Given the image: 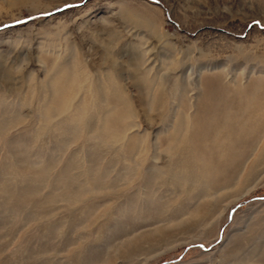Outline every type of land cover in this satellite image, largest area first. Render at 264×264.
I'll list each match as a JSON object with an SVG mask.
<instances>
[{
    "label": "rangeland",
    "instance_id": "1",
    "mask_svg": "<svg viewBox=\"0 0 264 264\" xmlns=\"http://www.w3.org/2000/svg\"><path fill=\"white\" fill-rule=\"evenodd\" d=\"M20 20L0 29V186L19 190L30 178L44 196L60 188L57 174L65 167L68 183L88 190L95 184L81 173L90 164L116 187L87 192L79 202L58 201L50 219L38 218L36 206L19 211L0 192V264H264V161L249 171L264 141L210 197L199 198V183L182 191L147 176L155 154L159 163L167 158L155 149L154 135L168 128L169 111L182 98L187 113L195 110L205 75L223 72L221 83L230 90L237 78L243 87L264 77V0H0V27ZM58 65L68 71L66 108L43 128L37 104L49 98L44 84ZM109 77L120 78L131 102L119 107L130 126L113 129L124 132L117 146L99 145L90 128L98 118L94 90L101 80L99 86H109ZM78 103L81 113L73 118ZM68 116L74 120L58 123ZM129 134L141 135L132 167L113 149ZM145 145L148 159L138 163ZM44 163L49 170L38 178L31 166ZM159 200L165 203L160 214L153 208ZM208 204L214 210L205 227L177 225ZM48 221L57 230L45 238L39 227ZM156 226L165 228L163 236L138 243L137 236Z\"/></svg>",
    "mask_w": 264,
    "mask_h": 264
},
{
    "label": "bare ground",
    "instance_id": "2",
    "mask_svg": "<svg viewBox=\"0 0 264 264\" xmlns=\"http://www.w3.org/2000/svg\"><path fill=\"white\" fill-rule=\"evenodd\" d=\"M64 67V65H58V68L56 70L57 72L50 81L49 85L46 83L44 84L46 87L45 92H47L45 94H49V98L47 100H41V102L39 101L37 104L38 120L40 122V125L42 124L43 128H45V126L47 127L48 124L53 121V118L64 111L66 108L67 100L65 95H67V82L65 81H67L66 78L68 71ZM111 70L110 72L112 73ZM111 76H113V74ZM223 76V72H218L205 75V77L201 79V91L198 94L196 101L194 102L195 106L193 105V107H195V110L192 113L186 112L189 108L187 103L188 101L183 98V100L181 99L179 101V108L177 107V110H175L176 108L172 112L167 110L170 112V118H168V121L165 120L168 123V128H165L164 126V133L155 134L153 140L155 149H160V152L164 153L167 158L165 159V161L163 160L164 162L162 161L163 163H159L158 159H162L161 154H155L154 157H152L153 161L149 164V168L147 169V176L149 180H151V182H158L160 184L164 182L175 184L177 186H180L182 191L188 189H185L183 187L187 185L190 186L189 183H199L204 187L203 193L199 196V198L206 196V194L210 197L212 196V189H223L227 186V184L232 182V175L236 173L233 171L234 169H236L237 165L241 164L240 168H242L247 158H249L253 153L257 151V145L263 143L264 77H257L252 80H248L249 82L246 83L247 85L243 87L240 86L241 84H238L239 79L237 78V82L235 83V90H230L227 89L225 85H222L221 82ZM119 79L115 77H109V86H99V84H101V80L94 90V95H96L95 97H98L96 100V110L98 111V118L95 119L94 117V120L92 117L93 121L90 120L92 122L88 123L91 124L90 128L92 127V129H95V132L92 134V136L93 138L98 139L99 145L101 144L100 142L105 141L111 143L121 141V135L124 132L118 133L117 131H113V129L116 127L115 130H120L121 128L126 127L127 131L128 126H130L126 125L124 120L122 119L123 114L127 110L119 109V107H122L123 103H131L129 98L130 95H128L125 86L121 84V81ZM142 79L146 80L144 78ZM157 101L159 100L157 99ZM80 103L76 105L75 112L71 115L73 118H79L78 115H80L81 113L80 106H82ZM124 110L126 111L124 112ZM92 112H94V110ZM88 115L89 114H86L85 116ZM69 116L65 119L62 117L60 121L58 120V123L61 124L68 122V120L69 122H71V120H74L72 117L70 119ZM121 120H123L124 124L120 123ZM85 121L87 120L85 119ZM85 121L84 123L88 124ZM61 133L65 134L66 132L63 131ZM140 138L141 135L139 136L138 134H132L128 136L125 143L117 148V144L115 143L116 146H114L115 148H113L114 151L121 150L120 156L122 155V157L129 159V162L131 163L129 165L130 167L134 166V155H136L140 151ZM261 146L262 147H260L258 151L259 153H256L257 156L254 157L255 159L251 163L249 170L250 174L254 172L252 170H255L260 165L262 160L264 161V144ZM148 150V145H145V154L140 156V158L138 159V163L143 160V158H146L148 156ZM31 167L34 170V175L38 178H42L44 173L48 172L49 170V166L45 165V163L40 166L32 165ZM93 170V166L89 164L85 171L81 173V176H85L84 178L86 180H89V182L92 181L95 184L96 188L91 186L88 190L81 188V185L75 187L71 186V184L68 183L69 173L67 169L63 167L57 174V178H59L62 185L57 190L55 188L49 189V192H47V194H45L44 196H42V194L40 193L41 188L40 190H38L37 187L29 186V183H27L26 181L30 178H26L25 180H23L25 183L23 186H21V188H19V190L12 189L6 184L2 183L0 186V192L6 194L7 200L13 198L12 203L14 202V204L17 205V209L19 211L25 212L28 210L27 208L30 209L36 206V210H41L37 212V214L40 215L37 216L38 218L47 216L48 219H50L54 209L60 207L55 205L58 201H65L66 203L79 202L81 196H83L87 192H92L96 189L98 190L102 188L111 191L114 190V188L116 187V183L114 180H111L108 184L103 183V178L106 176V174L104 173L106 172H102L100 175H96ZM25 175L26 173L21 174V176ZM83 190L85 192H83ZM147 191H149L150 193V190ZM148 202H151L150 198H148ZM49 203L51 204L49 205ZM155 204L157 205L153 208H155L154 210L156 213L160 214L161 210L165 206V203L163 201H160L159 203H154V205ZM205 206L206 207L203 210H200L197 213L198 216L196 218L193 216L194 211H192L190 214L191 218H187L184 221H176L177 225L183 226L184 224L190 223L194 228L205 227L207 223L204 219L208 217L211 211L214 210V207L211 208L209 204ZM189 207L187 206L184 209L181 216H184L188 213L187 209ZM181 216H179V218ZM37 217H34L32 219H35ZM26 218V220L28 221L31 217L27 215ZM49 222L50 221L46 222L45 225H41L39 227L41 231H45L43 232L45 238H49V236L54 234V231L57 230V225H52V223ZM55 222L57 223L59 222V220ZM163 229L165 228H163L162 226H156L154 229L142 232L141 235L137 236L135 239L138 240L139 243L141 238H143L142 240H150L152 239V237H154V235L163 236L165 234V232L163 231H166ZM204 230L203 233H205ZM67 243L70 244V240L66 238L65 244Z\"/></svg>",
    "mask_w": 264,
    "mask_h": 264
},
{
    "label": "water",
    "instance_id": "3",
    "mask_svg": "<svg viewBox=\"0 0 264 264\" xmlns=\"http://www.w3.org/2000/svg\"><path fill=\"white\" fill-rule=\"evenodd\" d=\"M64 7H65V6H64ZM64 7L59 8V9H57V10L54 11V12H60L61 10L64 9ZM20 22H22V21L20 20V21H15V22L8 23V24L3 25L2 27H0V29H2V28H6V27H9V26H12V25H15V24H19Z\"/></svg>",
    "mask_w": 264,
    "mask_h": 264
}]
</instances>
